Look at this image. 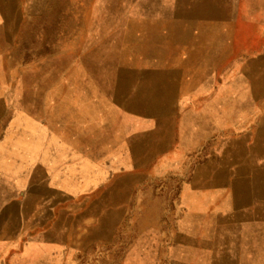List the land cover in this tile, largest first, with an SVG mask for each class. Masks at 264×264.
<instances>
[{"label": "rangeland", "instance_id": "rangeland-1", "mask_svg": "<svg viewBox=\"0 0 264 264\" xmlns=\"http://www.w3.org/2000/svg\"><path fill=\"white\" fill-rule=\"evenodd\" d=\"M209 78L223 118H189ZM0 87V144L68 147L82 172L3 178L0 264H172L197 165L264 147V0H3Z\"/></svg>", "mask_w": 264, "mask_h": 264}, {"label": "crops", "instance_id": "crops-1", "mask_svg": "<svg viewBox=\"0 0 264 264\" xmlns=\"http://www.w3.org/2000/svg\"><path fill=\"white\" fill-rule=\"evenodd\" d=\"M256 24L249 27L248 35L259 36L254 31ZM200 84L202 94L182 95L184 103L190 106L186 113L190 110L193 113L188 117L207 121L223 118L224 88L229 83L209 78ZM212 88L220 91L212 92ZM250 102L260 104L264 100L252 97ZM3 103L0 89V110ZM195 108L199 110L194 111ZM260 126L258 136L264 134V121ZM32 146L0 144V166L5 182L15 176L22 163L27 168L26 175L19 176H26L30 178L28 182L34 183L35 171L50 169L52 159L58 162L53 168L58 169L61 182L70 183L73 176L75 181L81 178V170L79 175L77 170L71 175V162L77 159L68 147H48L46 151V147L36 150ZM259 146L252 143L249 147H222L218 155L197 165L187 182L186 206L182 208V232L185 233L182 247H186L188 254L172 264H264V147Z\"/></svg>", "mask_w": 264, "mask_h": 264}, {"label": "bare ground", "instance_id": "bare-ground-1", "mask_svg": "<svg viewBox=\"0 0 264 264\" xmlns=\"http://www.w3.org/2000/svg\"><path fill=\"white\" fill-rule=\"evenodd\" d=\"M61 119V118H60ZM53 121V120H52ZM60 121V120H59ZM59 124V123H58ZM63 124V123H62ZM61 125V124H60ZM38 161V160H37ZM39 167V166H38ZM41 167V166H40ZM39 172V171H38ZM37 172V173H38ZM36 175V174H35ZM40 175V174H39ZM3 178H4V173H3V169L1 168V166H0V203H1V201L3 200V192H4V189H3V184L5 183L4 182V180H3ZM2 180V181H1ZM9 192V191H8ZM2 210V209H1Z\"/></svg>", "mask_w": 264, "mask_h": 264}]
</instances>
